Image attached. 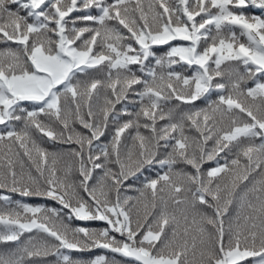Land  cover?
Segmentation results:
<instances>
[{"label": "snow or ice", "instance_id": "1", "mask_svg": "<svg viewBox=\"0 0 264 264\" xmlns=\"http://www.w3.org/2000/svg\"><path fill=\"white\" fill-rule=\"evenodd\" d=\"M0 245L264 264V0H0Z\"/></svg>", "mask_w": 264, "mask_h": 264}, {"label": "trees", "instance_id": "2", "mask_svg": "<svg viewBox=\"0 0 264 264\" xmlns=\"http://www.w3.org/2000/svg\"><path fill=\"white\" fill-rule=\"evenodd\" d=\"M249 11H256V10L255 9H249ZM49 144H50V142H44L43 146L48 147ZM14 199H20V198L17 196V197H14ZM25 200L27 202H30V203L37 202L35 198H25ZM40 202L43 203L44 201H40ZM76 223H80V222H76ZM89 226H91V227H102L103 225L100 222H91L89 224ZM7 247H11V246L10 245H0V250H4Z\"/></svg>", "mask_w": 264, "mask_h": 264}]
</instances>
